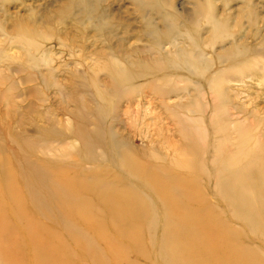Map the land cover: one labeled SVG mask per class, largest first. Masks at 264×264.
<instances>
[{"label":"rangeland","instance_id":"374dc122","mask_svg":"<svg viewBox=\"0 0 264 264\" xmlns=\"http://www.w3.org/2000/svg\"><path fill=\"white\" fill-rule=\"evenodd\" d=\"M199 4L192 0H0V185L3 174L15 177V186L27 196L28 212L40 215L32 233L38 237V231L52 227L60 235L61 245L67 244L74 258L60 254L56 261L116 264V258H111L115 254L137 264L188 261L166 249L155 253L154 243L140 225L131 226L132 234L122 243H114L116 249L107 258L97 256L106 251V244L97 236L102 238L104 227L111 239L108 226L112 223L101 227L88 223L74 233L65 232L70 227L69 214L60 205L52 180L60 174L90 179L102 171L108 179L120 176L124 185L143 192L130 176L129 158L171 186L193 183L201 191L194 193L193 202L220 212L224 227L240 233L235 242L250 247L264 264V209L260 208L264 188L257 187L254 180L264 170V163L249 164L255 163L249 161L251 157L264 159V0ZM208 13L214 14L218 27L209 21ZM162 18L185 29L199 50L214 56L235 41L248 50L225 71L216 72L213 82L214 75L200 76L204 70L201 61L194 64L197 75L186 70L157 71V84L169 86L163 98L149 88L140 95L130 93L128 87L116 94L118 81L110 77L107 63L123 65L131 50L155 43L152 29L166 31L160 25ZM148 79L134 82L142 84ZM245 138L251 153L247 164L261 171L251 172L248 184L241 187L242 195L253 201L243 209L225 202V193L215 190L214 169H222V158L224 167L228 153L240 146L241 151L247 149ZM41 174L45 175L43 181ZM149 187L144 190L148 201L161 214L162 206L149 195ZM33 192L44 202L30 201L28 193ZM184 205L179 200L177 206ZM160 214L153 222L161 228L168 221H180L175 214L161 219ZM12 227L10 224L9 230ZM82 228L96 243L93 258L79 255L75 247L82 240ZM18 229V239L11 241V255L19 261L25 255L15 245L28 244L30 238L26 230ZM6 230L2 228L1 233L7 235ZM52 241L45 240L47 250ZM211 248H217L218 257L223 256L222 246ZM139 249L143 254L137 256ZM242 257L234 260L241 263L245 255Z\"/></svg>","mask_w":264,"mask_h":264},{"label":"bare ground","instance_id":"6f19581e","mask_svg":"<svg viewBox=\"0 0 264 264\" xmlns=\"http://www.w3.org/2000/svg\"><path fill=\"white\" fill-rule=\"evenodd\" d=\"M192 1L198 4L203 1H209L211 4L214 2V0ZM214 17V14L208 13L209 21L217 26ZM160 25L166 31H157V28L152 29V34L156 40L150 47L131 50L125 55L123 65L107 63L110 77L112 75L111 78L118 81L116 94L123 93L124 89L128 87L130 93L140 95L141 90L149 88L154 95L163 98L168 92L166 87L169 86L166 82H163L162 85L157 84V71L186 70L189 75H197L194 64L202 61L204 73L201 72L200 76L203 77L205 73L207 76H212L216 72L225 71L237 56L245 54L248 50L243 44L235 41L224 53L214 56L213 53L199 50V46L194 42L192 35H189L185 29H177L165 18L160 20ZM134 55H138V57L134 58ZM216 57L219 62H216ZM143 77H149L146 83L135 84V79H142ZM217 77L218 75H214L211 81L213 82ZM102 111L106 110L102 109ZM217 117L218 113H215L214 118L217 119ZM244 143L247 147L246 138ZM113 146L117 151L115 143ZM241 150L242 147L240 146L238 150L228 153L224 160V167L223 158L220 159L222 169H214V175L216 176L215 190L218 193H225V202L232 206H242L241 208L244 209V206H248V203H253V201L251 196L244 197L242 195L241 187L248 184V176L251 172L261 170L247 164L248 158L251 157L248 147L247 149L244 148L243 151ZM112 151L115 153L114 150ZM263 160L262 156H259V159L251 157L249 161L255 163L249 164L261 165L264 163ZM126 161L130 176H133L138 181L139 186L144 188L142 189L143 192H139L135 187L124 185L120 176L116 177L115 180L108 179L102 171L90 179L81 176L66 177L60 174L59 179L52 180L59 193L58 201L69 214L70 227L65 230L66 233H74L73 231H78L79 228L88 223L96 227H101L106 222L112 223L108 227L114 239L112 236L111 239H108L104 233V227H102V238L97 236L101 243L106 244L104 247L106 251L103 250L102 252L101 250L97 256L106 257L107 253L110 254L112 250L115 251L116 245L114 243H122L126 237L132 234L131 226L140 225L141 227L144 226L143 230L147 232L154 243L155 253L161 254L166 249L175 257L180 255L186 257L188 261L185 264H261V258L259 259V256L250 247L235 242L240 233L224 227V219L220 212L215 211V208L204 209L206 205L203 202H193L196 200L194 193L196 192L198 195L201 192H197V187L193 183L174 187L168 182L165 183L157 179L139 161L129 158H126ZM199 167L203 170V167ZM44 178L45 175L41 174L40 181H43ZM1 179L0 264H65L66 261H56L55 256L63 254L68 258H74L67 244L63 242L61 245L60 235L52 227L42 233H40L41 230L38 231V237L32 233V231L37 230L36 226H38L40 219L39 213L28 212L27 196L20 187L15 186V177L5 173ZM254 180L257 187L264 188V170ZM146 185L150 186L147 188L149 195L152 194L161 204V214L156 213L157 208L148 201L149 199L145 194L147 192L144 191ZM28 194L30 201L44 202L36 192ZM179 200L185 203L183 207L177 206ZM260 208L264 209V204ZM159 214L160 219L165 215L175 214L180 221H168L161 228V224L159 226L153 222L154 219H159ZM10 224H13L11 230L8 228ZM20 227L27 231L30 240L27 239L28 244L15 245V248L22 250V254L25 255L18 261L15 255H11L14 249L11 248V241L18 239L17 234L20 235V229H18ZM157 227L158 233H156ZM2 228H7V235L1 233ZM83 230L82 235H80L82 239L80 245H75V247L79 251V255L82 256L83 254L84 258H93L95 255L92 251L96 248V243L87 238V233H85V229ZM134 231L135 228L133 227ZM46 239L48 241L53 240L48 244L49 250H47ZM133 239H135V235ZM217 245L222 246L224 251L221 257L216 255L217 248H211V246L216 247ZM136 254L140 256L143 251L136 250ZM239 255L241 257L245 255V259H242L241 263L234 260V257ZM123 257V254H115L111 258H116V264H137L129 260L124 261ZM156 261H159L157 255Z\"/></svg>","mask_w":264,"mask_h":264}]
</instances>
